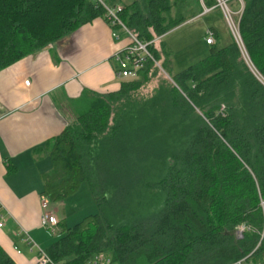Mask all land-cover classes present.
Segmentation results:
<instances>
[{"label": "trees", "instance_id": "trees-1", "mask_svg": "<svg viewBox=\"0 0 264 264\" xmlns=\"http://www.w3.org/2000/svg\"><path fill=\"white\" fill-rule=\"evenodd\" d=\"M242 3L247 59L229 34L171 74L164 36L216 0L122 1L123 23L150 42L172 82L140 94L158 72L148 60L116 91L84 90L65 128L39 147L50 162L42 197L62 201L86 182L98 207L73 226L59 220L45 248L54 264L100 253L114 264H264V0ZM102 15L95 0H0V71ZM241 223L250 229L236 239ZM0 264H16L1 245Z\"/></svg>", "mask_w": 264, "mask_h": 264}, {"label": "crops", "instance_id": "crops-1", "mask_svg": "<svg viewBox=\"0 0 264 264\" xmlns=\"http://www.w3.org/2000/svg\"><path fill=\"white\" fill-rule=\"evenodd\" d=\"M127 42L124 32L114 39L98 16L0 71V245L16 264L39 258L28 237L41 250L55 238L40 225V173L50 167L43 165L46 155H38L39 147L65 128L68 105L84 90H118L113 56Z\"/></svg>", "mask_w": 264, "mask_h": 264}, {"label": "rangeland", "instance_id": "rangeland-1", "mask_svg": "<svg viewBox=\"0 0 264 264\" xmlns=\"http://www.w3.org/2000/svg\"><path fill=\"white\" fill-rule=\"evenodd\" d=\"M122 1L123 0H110L109 2L122 3ZM241 2L242 0H229L227 6L231 11L238 12L241 9ZM220 11L222 12L221 9ZM237 18L238 15L233 14L235 22H237ZM212 27L220 33L219 38L217 40L215 38V43L218 44V46L227 44L229 34L232 35L229 29L230 27L224 17H221L216 12H212V10L208 13L202 12L197 17L176 27L164 36L163 39L170 49L168 70L171 74L186 68L188 65L208 55L210 46L205 42V30ZM122 36L125 37L124 34H122ZM158 42L159 38L153 40V43L157 47H159ZM154 64L158 72L156 76L140 89V94H150L158 85L160 79L165 78L172 82L168 71L161 66L162 61L160 60ZM43 161V165L46 168L50 167L48 156H46ZM49 207L58 210V212H56L57 215L67 226H73L88 214L98 212V207L86 182H83L76 192L67 196L62 201L50 203ZM47 232L49 235L56 237L59 233V226L56 227L53 233L50 231Z\"/></svg>", "mask_w": 264, "mask_h": 264}, {"label": "built area", "instance_id": "built-area-1", "mask_svg": "<svg viewBox=\"0 0 264 264\" xmlns=\"http://www.w3.org/2000/svg\"><path fill=\"white\" fill-rule=\"evenodd\" d=\"M110 0H95L98 6L103 10L102 17L111 27V35L114 39L120 38V32L126 33L128 37L127 44L117 52L113 59L116 63V77L119 80H132L136 79L139 75V72L144 68L145 63L148 60H152L154 63L156 61L153 58V55L149 51L148 45L150 42H143L137 37L136 34L132 33L126 25L123 23L121 18V13L123 10L122 3H110ZM228 0H216V5L206 7L203 5V12L208 13L218 6L222 10L223 17L226 19L230 31L236 43L240 47L243 56L247 59L245 49L241 40V36L238 29V22L242 13L243 3L241 2V9L238 12H233L227 6ZM233 14H237V22L233 19ZM205 42L207 44H213L215 42V31L212 28H207L205 30ZM257 75V74H256ZM259 76V75H258ZM260 77V76H259ZM261 78V77H260ZM261 81H263L261 79ZM264 82V81H263ZM25 84L28 85L29 81L26 80ZM221 113L224 114V106L220 109ZM260 206L264 214V196L260 197ZM42 215L40 218V225L47 229L50 232H54L59 223V219L54 214V211L49 208V202L42 198L41 201ZM4 225L3 216L0 215V228ZM250 227L245 223L239 224L234 230V236L236 239L243 238V235L248 231ZM29 243L32 248H36L39 251L40 255L38 258V264H48L53 263L50 257L46 254L45 250H41L29 237ZM31 248V249H32ZM85 264H114L111 259L100 253L94 255L92 258L86 261ZM236 264H248L246 263L245 258L239 260Z\"/></svg>", "mask_w": 264, "mask_h": 264}]
</instances>
